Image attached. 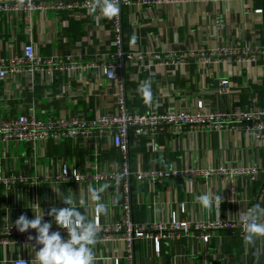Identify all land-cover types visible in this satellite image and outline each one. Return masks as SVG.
Instances as JSON below:
<instances>
[{
	"label": "crops",
	"instance_id": "obj_1",
	"mask_svg": "<svg viewBox=\"0 0 264 264\" xmlns=\"http://www.w3.org/2000/svg\"><path fill=\"white\" fill-rule=\"evenodd\" d=\"M257 8H264V0H186L125 6V45L146 55L144 61L127 69L129 109L138 112L151 106L159 112L193 109L197 98L202 96H207L212 106L225 108V96L217 94L224 78L234 85V99L238 98L240 105L246 104L254 95L264 105V53L248 66L233 59L225 61L224 57H214L203 64L190 54L239 40L264 47V14L254 13ZM217 18L223 23L220 28L215 25ZM30 40L44 55L75 51L84 54V63H88L96 49L111 45L112 30L109 17L103 12L80 17L38 12L31 17L16 13L0 15V49L5 56L18 54L22 45ZM149 52L159 53L163 58L170 52L177 56L164 64L163 59L147 57ZM16 79L8 80V91L0 81V112L4 104L16 107L22 103L26 106L28 102L34 103L38 111L47 109L50 114L61 116L92 118L115 109L116 84L108 82L102 72L92 67L77 70L72 76H53L54 86L39 84L34 92L19 88ZM59 82L63 84L62 90L57 88ZM145 84L150 85L147 94ZM48 93L47 98L44 97ZM148 97L151 98L149 102L145 100ZM232 127H188L179 134L169 131L141 142L132 140L133 171L173 167H260L254 180L221 174L192 179L170 178L163 183L132 178L134 222H169L175 215L179 220L192 222L238 220L257 205L264 207V131L258 138L256 131L245 126ZM94 157L92 147L83 138L48 140L36 147L16 141L0 143V174L25 178L23 181L17 179L9 189L0 185V237L3 239L0 264H13L18 258L36 264V250L41 245L29 237L19 242L16 235L1 233L9 226L17 228L14 221L22 214L34 218L33 209L37 214L44 211V219L50 220L49 208L65 207L61 199L65 196L91 220L95 219L98 202L106 205V212L100 214L103 224L122 219L124 193L120 180L106 185L92 180L65 182L52 179L53 175L62 172L64 164L70 169L79 167L83 172L122 167L120 155L106 140L101 144L100 156ZM89 188L98 191L99 201L90 198ZM205 193L213 197L209 207H203L196 199ZM53 228H58L55 223ZM246 235L224 228L211 231L210 239L205 241L200 231L191 230L171 240L161 239L159 251L153 237L136 239L135 264H264V236H257L249 243ZM103 237L104 233H98L93 248L94 264H114L116 258L125 264V242L119 238L104 240Z\"/></svg>",
	"mask_w": 264,
	"mask_h": 264
},
{
	"label": "built area",
	"instance_id": "obj_2",
	"mask_svg": "<svg viewBox=\"0 0 264 264\" xmlns=\"http://www.w3.org/2000/svg\"><path fill=\"white\" fill-rule=\"evenodd\" d=\"M186 0H118L120 11L118 14L109 17L112 42L110 46L98 48L91 58V61L84 63V54L75 51L53 53L44 55L30 40L22 45L21 51L17 54L5 56L0 49V81L2 87L8 91V80L11 77L17 78L19 88H27L34 92L39 84L54 86L53 76L59 78L60 75L72 74L84 68L92 67L102 72V76L108 82H114L117 87L115 98V109L108 113H101L92 118L79 115H56L50 114L47 109L36 110L34 103L28 102L13 107L4 104L0 112V143L16 141L28 143L36 147L48 140L61 141L63 139L83 138L88 146L92 147L94 158L101 154V144L108 141L116 149L121 157L122 167L103 170L95 168L94 172H83L79 167L70 169L67 164L63 165V170L59 174L52 176L53 180L65 182H84L92 180L96 183L104 182L111 185L114 180H120L123 188V217L118 221L103 224L100 214L96 211L94 221L98 227V233H104V240L115 238L125 242V264H135L134 244L136 239L154 238L156 250H160V240H171L181 233H188L191 230L201 232V238L208 241L211 231L218 229H233L238 232H245L244 226L247 223L245 216L238 220H211L207 222H192L179 220L176 215L169 222H154L150 224H136L132 216V178L138 180L150 179L154 183H163L170 178H194L196 176H211L221 174L225 176H244L255 179L260 173L259 166L251 167H218V168H189L177 169L175 167L168 170L153 168L150 170L131 169V142H141L144 139H151L155 135L173 131L182 133L186 128H233L245 126L247 129L256 131L258 138L264 131V105H261L257 95L250 96L244 105L239 104V99H234V85L231 80L224 78L220 81L217 90L218 95L225 96V108L212 106L207 96L197 98L193 109L186 110H165L156 111L152 106L144 112L133 111L128 106L127 94V69L139 61H144L146 55L133 49H128L125 45L123 9L125 6L132 7L137 3L144 5H155L160 3H177ZM190 1V0H188ZM254 1V0H250ZM103 0H0V15L16 13L31 17L34 13H68L80 17L82 14L101 13L100 7ZM250 9H247L249 12ZM254 13L263 15L264 8H257ZM216 27H222L220 18L215 20ZM255 35L257 30H254ZM264 53V47L251 42L236 41L232 44H225L211 49H200L190 52L191 56L198 57L203 64L213 60L214 57H224L233 59L237 63L247 65L255 63L259 56ZM174 52L167 54L165 58L159 53L149 52L147 57L162 60L164 64H169L176 58ZM63 89V84L59 82L57 86ZM9 94V93H8ZM45 94L44 97L47 98ZM237 97V95H236ZM151 101V98H145ZM237 103L238 105H233ZM39 113H42L39 115ZM23 181L24 176L14 177L0 174V185L6 189L12 187L16 180ZM264 223V219H258ZM59 230L61 235H67L65 229ZM152 232H156L152 235ZM1 234L16 235L17 241H23L30 235L35 237L36 231L29 229L20 232L18 228L9 226ZM36 242V240L33 238ZM16 241V242H17ZM0 242L3 239L0 237ZM13 264H30L25 258H18ZM114 264H121V260L116 258Z\"/></svg>",
	"mask_w": 264,
	"mask_h": 264
},
{
	"label": "clouds",
	"instance_id": "obj_3",
	"mask_svg": "<svg viewBox=\"0 0 264 264\" xmlns=\"http://www.w3.org/2000/svg\"><path fill=\"white\" fill-rule=\"evenodd\" d=\"M97 6L106 17L114 16L120 11L118 0H103V3ZM132 39L134 42L135 36ZM149 87V84L144 85L146 94ZM89 192L92 200H100L96 189L89 188ZM61 199L66 206L50 207L47 212V215L51 217L50 220L44 219V211L37 214L33 209L34 218L30 219L27 215L22 214L14 221V224L20 232H26L29 229L36 231L35 237L29 236V239L34 238L37 244L41 245L39 250H36V264H94L93 248L97 243L98 235L96 222L74 206L72 200L67 196ZM196 199L203 207H209L213 202V197L208 193L197 196ZM215 199H219V197H215ZM96 211L98 214L105 213L106 205L98 202ZM258 217H264V207L259 205L246 213L247 223L244 226V231L247 234L245 239L249 243L257 236H264V223L258 222ZM53 223L57 225L58 229L66 230V237L62 236L59 230H52Z\"/></svg>",
	"mask_w": 264,
	"mask_h": 264
}]
</instances>
